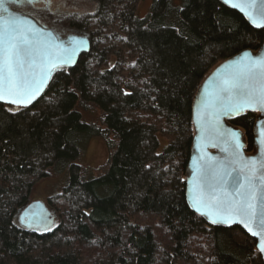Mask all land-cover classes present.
<instances>
[{
    "label": "trees",
    "instance_id": "trees-1",
    "mask_svg": "<svg viewBox=\"0 0 264 264\" xmlns=\"http://www.w3.org/2000/svg\"><path fill=\"white\" fill-rule=\"evenodd\" d=\"M94 1L78 26L89 53L31 108L0 105V264H262L253 239L207 224L185 190L197 91L222 62L256 53L264 32L219 0H153L144 19L141 0ZM80 106L98 109L104 130ZM257 117L229 121L248 154ZM92 135L113 141L104 173L85 180L76 163ZM50 169L68 176L48 200L58 224L23 228L18 214Z\"/></svg>",
    "mask_w": 264,
    "mask_h": 264
},
{
    "label": "snow or ice",
    "instance_id": "snow-or-ice-1",
    "mask_svg": "<svg viewBox=\"0 0 264 264\" xmlns=\"http://www.w3.org/2000/svg\"><path fill=\"white\" fill-rule=\"evenodd\" d=\"M32 5L34 0H7V3ZM50 3V0H47ZM46 3V6H47ZM225 4L230 0H224ZM257 27H264V0H241L231 3ZM0 101L26 107L41 93L51 73L73 62L78 47L84 41L70 38L68 46L57 43L52 36L23 23L9 12L5 0H0ZM234 71L227 73L212 93L202 101L198 112L200 130L210 137L221 136L222 116H235L251 109L264 113V55L253 58L245 54L234 62ZM234 163L240 159L239 134L227 130ZM264 137V131L261 132ZM264 145V139L261 140ZM228 164L215 165L202 160L193 180L197 211L209 209L211 223H230L239 218L252 236L258 237V251L264 254V162L245 165V183L237 178L233 191H228ZM261 173V175H257ZM257 179L260 181L257 186ZM201 214H205L201 211Z\"/></svg>",
    "mask_w": 264,
    "mask_h": 264
},
{
    "label": "water",
    "instance_id": "water-1",
    "mask_svg": "<svg viewBox=\"0 0 264 264\" xmlns=\"http://www.w3.org/2000/svg\"><path fill=\"white\" fill-rule=\"evenodd\" d=\"M220 3H222L224 6L228 7L231 10L236 11L239 13L244 19L256 30H261L264 32V27H257L254 24L251 23V21L245 16L243 12L240 11L239 8H233L231 7V3H239L241 0H230V3L225 4L224 0H219ZM8 7V6H7ZM9 12L12 13L14 16H17L20 18V20L25 24H30L34 26L36 29L42 30L45 33H51L54 37H59L57 43L62 44L63 46H68L70 43V38L75 37L77 40L84 41V44L82 47H78L77 52L74 56L73 62L67 65H64L63 67H60L56 70H54L51 73V78L47 81V84L44 86L41 93L36 97L35 100L26 107L17 106L11 103H8L6 101H0V105L13 108L15 110H26L31 108L33 105H35L46 93L48 87L54 80L55 76L61 72L68 71L73 69L79 58L89 53L90 51V40L88 37H81V36H72L69 35L65 38H63L60 34H57L51 29H48L44 26L39 25L34 19L31 17L20 13L18 11H15L8 7ZM0 15H6L3 12H0ZM245 54L250 55L253 58H258L262 55H264V41L260 47V49L253 53L251 51H243L239 53L238 55L222 62L217 67H215L212 72L205 78V80L200 85L194 101L192 105V123L194 128V137H193V144H192V154L190 156V160L187 166V177H186V200L187 203L195 214L203 218L207 224L214 227H221L226 229L231 228H240L248 237L253 239L256 242V251L260 254L262 264H264V254H261L258 251V237H254L251 235V233L245 228L244 224L240 223L239 218L234 219L230 223H211L210 216L207 214L209 212V209H202L201 211L205 214H201V211H197L194 207L195 204V188L193 184V180L195 176L198 174V169L200 164L202 163V160L206 159L209 163L215 164V165H222V164H228L227 171L230 173L228 176V182L229 187L228 191H233V187L238 188L239 185H234V180L239 179L241 183H245L244 177L248 175V169L245 168V165L249 164L251 161H256L257 164L260 162H264V145L261 144V140L264 139V137L261 136V132L264 131V113H261L259 111H253L251 109H248L244 112H242L239 115L235 116H222L220 119V131L224 134L221 136L216 137H210L207 133L202 132L200 130L201 123L198 120V112L201 109L202 101L207 97L210 93H212L216 87V84L229 72L234 71L235 64L234 62L239 61L241 58L245 56ZM253 112L257 114V120L255 123L254 131H255V141H254V150L252 153L248 154L245 152V146H244V138L242 132L233 126L229 124V121L232 119H236L240 116H243L246 113ZM227 130L234 131L239 134V142L241 147L239 148L240 153V159L236 160L234 163L231 161L233 160L231 153L235 150L234 145L230 144V137L228 136ZM257 175H261V173H257ZM260 181L257 179L256 184L259 186ZM37 209L44 212V218L43 220L40 219V217H37L32 222V226L28 227V229L31 228H39V230L46 231L47 228L51 226L52 220L49 217L48 211L45 209L44 205L41 203H33L29 206L28 210ZM39 211V212H40ZM42 216V215H41ZM31 217L29 216V222H31ZM39 221V222H37ZM29 225V224H27Z\"/></svg>",
    "mask_w": 264,
    "mask_h": 264
},
{
    "label": "rangeland",
    "instance_id": "rangeland-1",
    "mask_svg": "<svg viewBox=\"0 0 264 264\" xmlns=\"http://www.w3.org/2000/svg\"><path fill=\"white\" fill-rule=\"evenodd\" d=\"M153 0H141L136 12L138 19H144L151 8ZM47 0L39 2L36 6L42 10L40 12L41 20L47 28L53 30L57 34L64 36L74 35L88 37V34L78 29L88 17L94 16L98 7L94 0H50L48 10H46ZM63 34V35H62ZM90 39V38H89ZM82 115V121L85 124L94 125L96 128L104 130L101 124V112L91 106L79 107ZM113 141L110 136H95L89 138L81 137L79 144L80 158L77 165L82 169V175L85 180L97 178L104 173L109 160V150L107 142ZM166 142L160 140V153L166 147ZM67 173L59 174L54 169L48 171L46 179L39 181L33 188L28 204L41 203L49 213L52 220L51 229L58 224V219L49 205V199L59 195L67 183ZM26 219V218H25ZM24 220V219H23Z\"/></svg>",
    "mask_w": 264,
    "mask_h": 264
},
{
    "label": "flooded vegetation",
    "instance_id": "flooded-vegetation-1",
    "mask_svg": "<svg viewBox=\"0 0 264 264\" xmlns=\"http://www.w3.org/2000/svg\"><path fill=\"white\" fill-rule=\"evenodd\" d=\"M44 0H34L33 4L30 5V4H27L26 2L25 3H20V4H11V3H7V0H5L6 2V5L8 7H10L11 9L15 10V11H18L20 13H23L29 17H31L32 19H34L39 25L41 26H44V27H48V25H44V23L41 22V20L39 19V17H41L40 15V12L42 10H40L36 5L39 3V2H43ZM49 4H47V6H45L46 10H48ZM49 29V28H48ZM63 35V34H62ZM66 37V36H64ZM31 204L27 205L19 214H18V222L19 224L23 227V228H27L32 226L33 224V220L36 219L37 217H40L41 220H43L44 218V212L43 211H40V210H37V209H32L31 211L28 210L29 206ZM40 211V212H39ZM42 215V216H41ZM29 216H32L31 217V222H29ZM26 218V219H25ZM24 219V220H23ZM39 222V221H37ZM29 224V225H27ZM28 229V228H27ZM36 229H39V228H31L30 230H36Z\"/></svg>",
    "mask_w": 264,
    "mask_h": 264
}]
</instances>
